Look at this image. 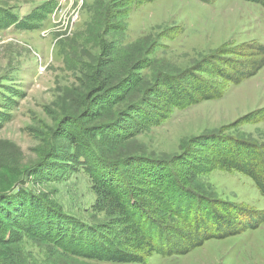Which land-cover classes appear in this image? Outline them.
I'll return each mask as SVG.
<instances>
[{"label":"rangeland","instance_id":"1","mask_svg":"<svg viewBox=\"0 0 264 264\" xmlns=\"http://www.w3.org/2000/svg\"><path fill=\"white\" fill-rule=\"evenodd\" d=\"M47 2L52 10L36 28H0V193L10 191L11 197L24 200L42 196L84 223L99 225L106 219L93 207L89 174L64 156L82 145L81 128L98 123L87 98L97 83L114 81L139 62L134 75L141 90L159 73H176L224 44L264 46V6L252 0H0V17H24ZM100 60L105 61L107 79ZM201 76L221 80L213 74ZM261 107L264 66L249 78L228 83L218 99L175 108L156 125L129 124L135 136L126 144H112L109 157L147 153L169 159L186 151L199 156L205 150L192 146L191 138L202 134L263 145L264 120L235 122ZM101 118L111 116L103 112ZM195 178L221 201L264 210V197L240 172L215 167ZM8 238L15 242H0V251L20 249L15 262L22 258L21 251L37 263L45 262L43 242L1 224L0 239ZM145 264H264V222L207 240L184 255L153 254Z\"/></svg>","mask_w":264,"mask_h":264},{"label":"trees","instance_id":"2","mask_svg":"<svg viewBox=\"0 0 264 264\" xmlns=\"http://www.w3.org/2000/svg\"><path fill=\"white\" fill-rule=\"evenodd\" d=\"M252 1L264 6V0ZM52 6L44 3L24 17L4 14L0 28L34 29ZM98 65L107 79L105 61L100 60ZM136 66H128L126 75L114 81L97 83L87 98L98 123L81 128L84 146H76L71 155H64L89 174L95 193L93 207L103 213L106 221L88 225L42 196L24 200L11 197L10 191L1 192L0 216L4 219H0V225L20 228L33 242H43L46 247L45 262L37 263L23 251L19 252L22 258L15 262V253L20 249L11 248L5 254L0 251V264H145L153 254L184 255L207 240L233 236L264 222V210L251 211L221 201L203 190L195 178L215 167L235 170L250 177L264 197V144L202 134L191 138L192 146L205 150L199 156L186 151L169 159L147 153L109 157L112 144H126L135 136L129 124H159L173 109L218 99L228 83L255 75L264 66V46L224 44L176 73H159L151 86L141 90L136 86ZM201 74H213L221 80L216 82ZM103 112L111 119L101 118ZM258 120H264V107L241 115L235 122ZM68 138L77 144L73 135ZM0 242L11 245L15 240Z\"/></svg>","mask_w":264,"mask_h":264}]
</instances>
